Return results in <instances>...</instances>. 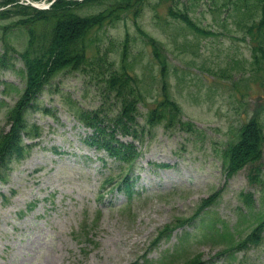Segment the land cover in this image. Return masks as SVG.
<instances>
[{"label": "rangeland", "instance_id": "374dc122", "mask_svg": "<svg viewBox=\"0 0 264 264\" xmlns=\"http://www.w3.org/2000/svg\"><path fill=\"white\" fill-rule=\"evenodd\" d=\"M23 2L27 0L0 4V12L10 9L0 15V57L4 45L17 51L26 46V30L14 24L20 17L15 5ZM244 2L238 1L243 5L238 10L232 0H143L136 23L131 11L93 29L91 54L98 46L116 66L122 64L119 54L129 34L125 64L145 94L138 105L141 126L161 92L159 65L148 44L152 37L168 60L169 94L180 106L182 120L197 129H165L161 124L147 129L144 140L135 141L140 155L130 169L87 144L92 130L70 110L72 105L116 109L113 96L101 92L99 76L87 70L56 75L39 95L37 108L26 114L29 124L40 128L39 137H24L25 143L35 144L25 158L0 167V264H130L147 259L159 264L175 248L182 230L176 228L151 246L157 231L176 217L193 214L200 201L217 190L221 192L209 211L230 227L237 223L238 208H244L240 192L252 193L254 212L242 219L237 233L243 236L250 230L258 212L264 211V143L261 183L248 181L249 166L227 175L219 152L252 117L254 104L264 101V67L251 64L252 42L245 35L249 17L242 11L253 10V0H247V6ZM104 7L95 2L78 11L89 14ZM170 9L186 11L211 33H197L169 15ZM6 59V65L0 62V128L5 129L7 111L25 85L20 57L10 52ZM261 120L264 123V117ZM125 174L131 193L108 184L100 187L106 176L116 184ZM201 226L196 220L185 228L198 234L184 242L178 261L200 253L212 264H264V233L259 244L225 259L215 255L227 245L225 240L211 242L200 233Z\"/></svg>", "mask_w": 264, "mask_h": 264}, {"label": "trees", "instance_id": "16d2710c", "mask_svg": "<svg viewBox=\"0 0 264 264\" xmlns=\"http://www.w3.org/2000/svg\"><path fill=\"white\" fill-rule=\"evenodd\" d=\"M14 0H1V5H6ZM143 0H55L48 9H38L29 5L16 4L14 11L20 13L14 24L23 27L27 32V43L23 50H16L4 45V53L0 62L6 65L7 55L16 52L23 63L21 74L25 79V85L18 99L7 112L6 121L8 129H0V167H6L10 161L23 159L30 151L34 143H25L24 137L34 139L39 137L40 128L35 124H29L26 114L30 108H37V99L45 90L50 81L58 74L66 71L87 70L95 73L101 85V92L105 97L113 96L117 107L115 110H103L102 107L94 110H84L72 105L70 110L77 119L92 129V134L86 140L97 148H102L115 160L132 166L140 155V149L133 141H123L119 135L131 137L132 140L142 142L146 130L161 124L165 129L180 127L187 131H195L194 123L183 121L181 109L173 100L167 87L166 71L168 60L163 53V47L152 37H148L151 55L156 57L161 77V92L156 104L149 109L145 124L138 122V105L145 100V94L141 90L140 81L131 73L125 64L127 61V41L129 34L125 33L121 46V65H115L108 60L107 53H100L97 46L95 53L90 52V34L95 28L113 24L124 17L127 12H133L136 23ZM164 1V0H160ZM175 1V0H172ZM238 10L243 5L239 0H232ZM101 2L105 7L95 13L81 14L78 9L85 5ZM245 3H248L245 0ZM247 6V4H245ZM245 6V7H246ZM254 9L244 8L243 13L249 17L245 35L252 42L251 64L259 68L264 67V0H253ZM10 9L0 12L5 16ZM169 15L180 19L186 26L200 34L211 32L197 25L186 11L169 10ZM139 26H137V29ZM263 100L257 101L253 106L252 117L236 128L235 140L227 143L219 152L222 164L227 175L235 173L245 166H249L248 181L250 183L263 182V175L259 161L262 156L264 143V117ZM2 178V176H0ZM106 182L114 185V179L110 176ZM130 191V180L124 176L113 188ZM220 190L215 191L202 199L193 214L188 217H176L172 224H166L157 231L151 246L156 245L162 238L168 237L176 227L192 224L199 220L201 234H207L211 242L224 239L226 246L218 250L215 255L225 259L228 256L235 258V253L245 250L249 246L261 242L264 233V211L258 212L259 217L250 225V230L243 236L237 233V226L242 219L254 212V199L251 192H240L243 207L238 208V219L235 226L230 227L224 220L211 214L209 209L215 204ZM246 209V210H245ZM230 229V231H229ZM198 234L182 229L175 248L161 258L159 264H212L206 261L200 253L192 257L178 261L184 242L191 236ZM145 256V255H144ZM130 264H153L150 260H135Z\"/></svg>", "mask_w": 264, "mask_h": 264}]
</instances>
